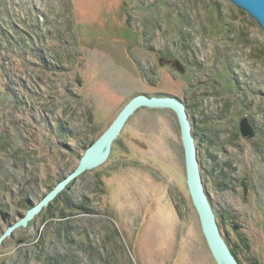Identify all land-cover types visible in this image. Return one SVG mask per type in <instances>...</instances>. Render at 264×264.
<instances>
[{"label": "rangeland", "instance_id": "rangeland-1", "mask_svg": "<svg viewBox=\"0 0 264 264\" xmlns=\"http://www.w3.org/2000/svg\"><path fill=\"white\" fill-rule=\"evenodd\" d=\"M139 93L185 102L222 235L264 264V31L231 0H0V236ZM0 264H219L176 113L138 108Z\"/></svg>", "mask_w": 264, "mask_h": 264}, {"label": "water", "instance_id": "water-1", "mask_svg": "<svg viewBox=\"0 0 264 264\" xmlns=\"http://www.w3.org/2000/svg\"><path fill=\"white\" fill-rule=\"evenodd\" d=\"M231 1L238 7L246 10L264 31V0ZM178 68L184 71L182 64H179ZM143 106L170 108L176 113L185 152L187 183L193 203L198 211L207 242L219 264H240L228 242L222 236L215 210L206 190L198 155V146L192 131L193 127L187 106L183 100L174 95H149L139 93L133 96L105 132L92 145L86 148L77 167L46 193L38 203L30 207L25 215L11 224L0 236V243H2L5 237L12 234L17 227L21 225L26 226L70 181L75 180L85 171L93 169L105 162L111 153L114 140L119 136L130 116L138 108ZM241 128L244 135H254L253 127L246 119L242 122Z\"/></svg>", "mask_w": 264, "mask_h": 264}, {"label": "trees", "instance_id": "trees-1", "mask_svg": "<svg viewBox=\"0 0 264 264\" xmlns=\"http://www.w3.org/2000/svg\"><path fill=\"white\" fill-rule=\"evenodd\" d=\"M222 184H223V182H222ZM243 240V239H242ZM228 242V241H227ZM231 250L233 251V253L235 254V256L238 258V253H237V251L234 249V247H232L231 246ZM239 259V258H238Z\"/></svg>", "mask_w": 264, "mask_h": 264}, {"label": "bare ground", "instance_id": "bare-ground-1", "mask_svg": "<svg viewBox=\"0 0 264 264\" xmlns=\"http://www.w3.org/2000/svg\"><path fill=\"white\" fill-rule=\"evenodd\" d=\"M223 236V235H222Z\"/></svg>", "mask_w": 264, "mask_h": 264}, {"label": "flooded vegetation", "instance_id": "flooded-vegetation-1", "mask_svg": "<svg viewBox=\"0 0 264 264\" xmlns=\"http://www.w3.org/2000/svg\"><path fill=\"white\" fill-rule=\"evenodd\" d=\"M10 226V225H9Z\"/></svg>", "mask_w": 264, "mask_h": 264}]
</instances>
